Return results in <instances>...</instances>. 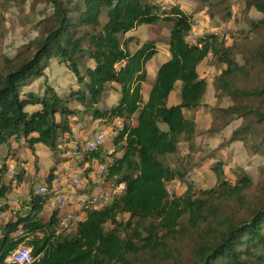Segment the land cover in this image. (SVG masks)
I'll return each instance as SVG.
<instances>
[{
  "label": "trees",
  "instance_id": "16d2710c",
  "mask_svg": "<svg viewBox=\"0 0 264 264\" xmlns=\"http://www.w3.org/2000/svg\"><path fill=\"white\" fill-rule=\"evenodd\" d=\"M46 3L52 12L45 17L41 34L29 42L35 51L18 61L6 58L0 63V146L7 147L9 154L11 139L31 150L41 143L58 154L60 161L76 157L79 165L88 162L87 170L93 171L91 163L105 161L107 151L103 154L105 147L87 151L75 142L71 122L72 117L82 120L90 116L113 126L114 159L108 164V179L114 185L124 183V188L106 204L93 206L87 201L77 226L58 231L60 209L55 207L48 214L44 210L54 197L50 189L56 162L44 180L49 192L40 195L33 189L10 211L7 203L0 205V213L7 212V218L0 219V263L26 241L36 256L31 264H160L168 260L173 264H264V165L260 181L255 182L240 167L231 182L225 163L213 160L211 154L207 159L217 177L214 187L196 191L186 182L181 195H171L167 188L176 179L185 182L191 170L204 161L195 157L202 149L196 143V117L186 114L202 104L207 90L208 80L200 76L199 64L211 54L226 66L216 77L220 92L261 97L264 86L236 87L233 76L244 66L222 44L218 33H204L200 45L187 40L194 17L178 0L169 5L156 0ZM246 6L264 14V0H246ZM163 23L169 24L170 55L150 79L147 64L158 52L156 42L147 39L131 50L135 38L126 35L142 24ZM259 24L264 25V17L253 23ZM255 59L264 61V37L246 60ZM53 61L65 65L78 86L63 95L52 87L42 94L26 89L45 75ZM178 81L180 98L178 93V101L170 104ZM145 84L150 85L147 97ZM111 88H118L117 101L103 105ZM219 110L254 120L236 129L234 139L254 135V124L264 123V110L259 107L233 104ZM116 120L121 128L113 125ZM182 142L186 154L181 151ZM252 147L264 154V141ZM75 149L79 156L73 154ZM180 152L176 166L170 156ZM7 158H2L0 166L3 202L13 191L4 181ZM25 177L26 171H19L18 185ZM19 229L23 236L16 235ZM187 239L192 250L184 258L178 245Z\"/></svg>",
  "mask_w": 264,
  "mask_h": 264
},
{
  "label": "rangeland",
  "instance_id": "374dc122",
  "mask_svg": "<svg viewBox=\"0 0 264 264\" xmlns=\"http://www.w3.org/2000/svg\"><path fill=\"white\" fill-rule=\"evenodd\" d=\"M156 1L163 5H169L175 0ZM181 3L188 13L193 14L194 21L199 20L203 24V33H218L222 44L230 47L233 50V57L239 64L244 66L233 76L236 87L249 90L264 86V61L246 60L252 57V53L263 41L264 25L254 26L253 23L258 19H262L264 14L254 7L247 8L246 0H182ZM51 12L52 10L46 0H0V63H4L6 58H13L18 61V58L23 55L33 53L35 50L29 42L41 34L44 29V19ZM128 35H133L135 38L130 44L131 50L136 49L140 43L147 39L156 42L158 52L147 64L148 77L150 79L155 78L158 67L170 55L168 49L169 24H142L129 32L126 37ZM225 67L223 63H217L211 54L200 64V76L208 80L207 90L202 104L194 111H186V114L187 116L194 114L196 117L198 126L196 143L201 144L202 149L201 152L195 154V157L199 161H204L191 170L185 182L176 179L167 184L171 195H181L186 190V182L191 183L196 191L215 186L217 177L211 168L212 161L207 159L211 154L214 155L213 160H221L225 163L224 171L227 179L231 182L235 181L240 167L249 173L255 182L262 179L261 168L264 165V154L262 152L256 153L252 145L260 140L264 141V123L254 124V127H256L254 135L234 139L232 138L233 132L247 125L252 121V117L242 118L239 114L230 115L219 109L228 108L233 104H248L264 110V96L238 97L228 92H220L216 87V77ZM77 86L76 79L70 70L65 65L53 61L46 68L45 75L34 79L31 84L26 86V89L42 94L47 87H52L57 93L63 95ZM149 87V84H145V97L148 95ZM117 89L111 88L107 91L103 105L111 106L117 101L119 95ZM180 90L181 85L179 83L173 91L171 102L175 100L178 93L180 98ZM71 122L75 129V142H79L82 147H84L86 139L92 135V132L100 126H105L100 120H92L90 116L83 117L82 120L79 117H72ZM105 127L109 132L108 144L105 147L109 148L112 147L115 131L112 125ZM80 133H83V135L79 136ZM13 144L15 145V143ZM39 146L41 148L36 151L39 157L38 166L37 161L35 164L31 162L28 165L27 161L18 160L14 157H10L7 161V163L16 165V168L25 163L31 173L39 176L38 181L34 183L31 182L32 179L29 176L26 182L19 184L24 197L30 194L34 184H40L41 181L44 183V177L52 164L57 162V167L54 169V174L57 175L61 172V167L65 162L60 161L59 155L51 153L44 145ZM180 146L181 151L186 154L185 143L182 142ZM107 147L103 150V154L108 150ZM182 152L179 155L170 156L174 165H178L177 159L179 160V157H182ZM68 154H71V151ZM5 155H8L7 149L2 145L0 146V162H2ZM56 175L52 181H55ZM107 188V191H111L110 187ZM252 192H254V189L250 190V193ZM50 202L44 208L47 214L52 211L56 198L53 197ZM178 249L182 251L184 258H189L192 244L188 239L181 241ZM160 264L173 263L168 260Z\"/></svg>",
  "mask_w": 264,
  "mask_h": 264
},
{
  "label": "built area",
  "instance_id": "2783aa9c",
  "mask_svg": "<svg viewBox=\"0 0 264 264\" xmlns=\"http://www.w3.org/2000/svg\"><path fill=\"white\" fill-rule=\"evenodd\" d=\"M203 34V24L199 20H195L192 30L187 36V40L190 43H198L199 38ZM113 125L117 128H121L120 120L114 121ZM108 140L109 132L107 127H99L86 140L84 145L85 150L94 151L98 148L105 147V145L108 144ZM113 153V147H109L106 153L107 159L105 161H96V166L93 170L94 177L91 181L83 183L78 177H74L70 181V189L62 186L57 181H54L52 189L50 190H52L54 197L56 198V205L60 209V212L58 213V231L64 229L71 230L77 226L79 221L84 217V212L81 211L82 208L89 205H86L87 201H91L93 206L106 204L113 197V195L122 191L124 183L114 185L108 179V164L114 159ZM73 154L79 156V152L76 149L73 151ZM21 170L27 171L28 166L25 163H22V165L16 168V165L7 163L4 171L6 176L4 181L13 188V191L9 195L8 200L5 202L0 199V205L7 203L9 206L8 211L19 207L23 200V193L20 189H18L19 185L17 178V174ZM107 187H110L111 191H107ZM34 192L36 194L43 195L49 192V188L45 183H43L35 187ZM6 218L7 212L0 213L1 220H5ZM16 235L23 236V229H19ZM35 259L36 256L32 253V246L24 241L18 247L11 250L0 264H31Z\"/></svg>",
  "mask_w": 264,
  "mask_h": 264
},
{
  "label": "crops",
  "instance_id": "0c3cea01",
  "mask_svg": "<svg viewBox=\"0 0 264 264\" xmlns=\"http://www.w3.org/2000/svg\"><path fill=\"white\" fill-rule=\"evenodd\" d=\"M179 2H180V4H181V6L184 8V5L181 3V1L182 0H178ZM168 57H169V55H168ZM167 57V58H168ZM166 58V59H167ZM165 59V60H166ZM164 60V61H165ZM163 61V62H164ZM203 62V61H202ZM202 62L200 63V64H202ZM200 64H199V66H198V72H200L199 71V67H200ZM200 74V73H199ZM202 77V76H201ZM180 83V81H178L177 82V85ZM181 84V83H180ZM173 94V92L171 93V95H170V104H174V103H176L177 101H178V98H177V95H176V98H175V100L173 101V102H171V98H172V95ZM82 127H85V126H83V125H81ZM72 131H73V136L75 137V134H74V128H73V123H72ZM83 135V133H80V135L79 136H82ZM92 134H93V132H92ZM90 137V136H89ZM88 137V138H89ZM76 138V137H75ZM21 141H17V140H15V139H11V142H10V144H11V148H12V151H11V153H9L8 154V158L6 159V162L8 161V159L12 156V157H14L15 159H18V160H20V159H22V160H24V161H27V163H28V165H29V163L31 164V162H33L32 164H35V162L37 161V166H38V163H39V157H38V155L36 154V151L38 150V149H40L41 148V146H39V145H43V144H41V143H38V144H36L35 146H34V150H31L30 148H28L27 146H25V145H21V143H20ZM13 143H15V145L13 144ZM85 145V144H84ZM19 146H21V147H19ZM46 148H48L46 145H44ZM6 149H7V147H6ZM49 149V148H48ZM50 150V149H49ZM25 152H27V154H25ZM50 152L52 153V151L50 150ZM96 161V160H95ZM1 163L2 162H0V166H1ZM64 164L62 165V167H61V172L59 173V174H54V175H56V179H55V181H57L58 183H60L62 186H64V187H66L67 189H70L71 188V186H70V181H71V179L72 178H74V177H78L80 180H81V182H83V183H86V182H88V181H91L92 179H93V175H94V171H92V170H87V167L89 166V164L90 163H88V162H85L84 164H78V161H77V158L75 157H68L67 158V160L65 161V162H63ZM55 164V163H54ZM54 164H52L51 166H50V168L54 165ZM96 166V162H93V163H91V167H95ZM56 167H57V164H56ZM50 170V169H49ZM49 170H48V173H49ZM47 173V174H48ZM47 174H46V176H47ZM26 176H30V178L32 179L31 180V182L33 181V183L34 182H36V181H38V179H39V176H38V174H33V173H31L30 172V170H29V167H28V170L26 171ZM46 176L44 177V180H45V178H46ZM29 178V177H28ZM26 179L27 178H24L23 180H22V183L25 181L26 182ZM21 183V184H22ZM30 183V182H29ZM40 184H34L33 185V189L35 188V187H37L38 185H41V184H43V181H41V182H39ZM18 189H20V191L23 193V191L21 190V188H20V186H19V188ZM32 189V190H33ZM24 198H26V197H24V193H23V199ZM50 204V203H49ZM49 204H47V205H49ZM55 207H57V205H56V203H55V205H54V207H53V209L55 208ZM53 209H52V211L51 212H53ZM51 212H49V213H51ZM60 212V211H59Z\"/></svg>",
  "mask_w": 264,
  "mask_h": 264
}]
</instances>
